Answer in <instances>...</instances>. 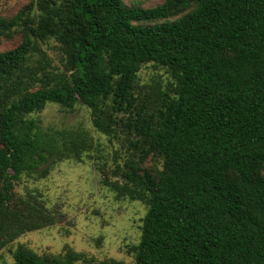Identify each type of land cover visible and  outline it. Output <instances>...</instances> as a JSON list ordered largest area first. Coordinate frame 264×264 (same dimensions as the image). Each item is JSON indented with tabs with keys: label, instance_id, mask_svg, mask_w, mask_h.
I'll return each mask as SVG.
<instances>
[{
	"label": "trees",
	"instance_id": "16d2710c",
	"mask_svg": "<svg viewBox=\"0 0 264 264\" xmlns=\"http://www.w3.org/2000/svg\"><path fill=\"white\" fill-rule=\"evenodd\" d=\"M32 1L36 16L31 3L0 19V39L22 29L21 43L0 52V249L56 221L31 197L10 208L19 177H45L93 147L84 130L42 129L31 117L54 104L86 108L98 133L120 135L132 149L113 171L117 180L103 181L117 198L147 207L132 264H264V0H164L151 9L122 0ZM190 6L174 22L143 25ZM48 39L63 72L26 73L35 41ZM146 64L170 80L136 98ZM149 156L160 170L141 169ZM10 255L15 264L79 258L22 246Z\"/></svg>",
	"mask_w": 264,
	"mask_h": 264
},
{
	"label": "rangeland",
	"instance_id": "374dc122",
	"mask_svg": "<svg viewBox=\"0 0 264 264\" xmlns=\"http://www.w3.org/2000/svg\"><path fill=\"white\" fill-rule=\"evenodd\" d=\"M163 2L122 0L126 7L141 9H151ZM31 3V16L34 17L38 14V7L32 0H0V19L11 20ZM193 8L190 6L166 19L143 25L174 22ZM21 41L22 29H13L0 39V52L14 49ZM32 47L26 73L39 77L45 74L53 78L63 72L62 58L53 39L35 41ZM169 80L165 69L152 64L143 65L136 75L134 96L140 98L156 85L163 89ZM43 84L46 83L36 82L34 86L37 88ZM5 102L4 95H0V109ZM31 117L37 119L42 129L84 130L92 139L93 147L83 152L79 160L68 158L56 162L45 177L23 174L15 182L9 204L12 210L19 211L23 200L31 197L51 212L56 221L46 228L24 233L0 249V264H15L10 251L19 246L38 256L73 253L79 257L73 264H98L110 260L132 264V248L139 243L147 207L139 201L117 198L103 184L104 180H117L113 171L118 166L123 167L132 149H128L120 135L118 138H108L98 133L91 125L89 111L82 106L64 110L57 105L47 104ZM2 152L0 145V154ZM141 169L154 173L161 169V163L149 156Z\"/></svg>",
	"mask_w": 264,
	"mask_h": 264
}]
</instances>
